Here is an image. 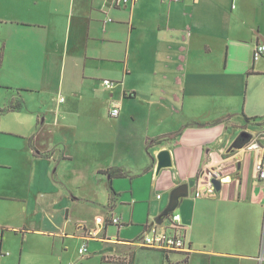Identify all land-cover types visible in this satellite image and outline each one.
<instances>
[{
    "label": "crops",
    "instance_id": "obj_1",
    "mask_svg": "<svg viewBox=\"0 0 264 264\" xmlns=\"http://www.w3.org/2000/svg\"><path fill=\"white\" fill-rule=\"evenodd\" d=\"M259 44H264V0H139L135 5L0 0V57L2 64L14 65L5 67L14 82L0 86L12 85L6 87L16 89L21 102L25 94L54 90L57 112L71 116L66 125L75 127L80 120L86 134L107 150L100 159L87 158L95 155L89 150L72 151L66 143H78L79 137L64 139L56 132L57 112L53 123L45 117L18 134L30 144V175L27 192L5 200L22 207L18 218H0L2 239L9 233L22 236L23 243L33 234L73 236L50 232L55 226L47 227L41 206L52 213L65 209L69 224L70 209L83 200L98 201L96 190L84 199L66 188L60 167L80 155L90 177L113 167L125 169L132 181L149 175L162 198L150 204L148 223L163 233H172L171 224L156 219L171 191L188 184L190 200H182L175 214L191 251L165 255L151 249L157 252L152 264H264V182L256 171L264 141L259 152L233 148L243 133H264V58L254 62ZM25 64L31 67H21ZM105 80L115 86L105 88ZM114 104L121 110L118 118L110 115ZM117 147L126 155H114ZM163 149L171 152L173 168L157 175V160L151 168L150 155L155 159ZM54 165L58 168L51 171ZM220 166L226 167L222 190L196 198L201 171ZM77 170L82 178L83 167L72 169V175L77 177ZM101 176L109 187V177ZM118 180H112L115 192ZM138 241L106 239L112 254H104L102 264L129 263L131 255L135 264Z\"/></svg>",
    "mask_w": 264,
    "mask_h": 264
},
{
    "label": "rangeland",
    "instance_id": "obj_2",
    "mask_svg": "<svg viewBox=\"0 0 264 264\" xmlns=\"http://www.w3.org/2000/svg\"><path fill=\"white\" fill-rule=\"evenodd\" d=\"M2 63L3 60L0 57V82L12 84L14 82L13 75H9L5 67L14 65ZM26 66L31 67V64L21 65V67ZM33 67L38 68V66ZM6 86L12 85L0 86V218L10 220L12 217L18 218L22 203L5 200L11 197L21 198L23 194L22 190L27 192L28 175H30L31 168V160L29 158L31 155H26L28 152L26 147H29L30 144L21 140L18 134L28 133L33 125L37 124L38 121L42 123L45 117L48 118L49 122L53 123L55 112H57V96L54 90L44 92L42 95L25 94L24 98H22L24 109L20 113L12 112L8 111L9 105L12 102L21 100L18 99L19 94L16 89ZM62 96L64 99H67L66 94ZM40 104H44V107L40 108ZM57 115L56 132L58 131L59 134L62 132L64 139L71 138V135L74 138L79 137L78 143H74L73 139V142L66 143L67 147L71 148L72 151L76 150L77 153L89 150L92 154H95L86 155L89 159H100L103 156L100 154L107 151L105 149L106 146L104 143L96 142L92 139L91 135L86 134L88 130L82 125L80 120L76 121L77 126L68 127L65 119L71 116H60L58 112ZM64 128L68 131H65L66 129ZM106 128L107 125L102 127V137L106 136ZM51 131L53 132L54 129H51ZM114 155L126 154L123 148L117 147L116 149L114 148ZM74 156L76 158L74 163L66 161L60 167V171L65 170L66 188L72 190L77 197L84 199H87L85 197L86 193H88L87 191H90V189L96 190L98 201L93 203L83 200L80 204L70 209L69 215L72 219L69 224H65L67 216L65 209L60 208V212L55 210V213H52L54 209L48 210L46 207L41 206L42 215L47 219V227L55 226L54 228L52 227V231L50 232L64 230L66 234L73 235L72 237L50 235V238H48V236L33 234L29 240L26 239V241L28 240L27 242L23 243L22 236H15L13 233H9L7 237L5 236L6 239L4 240L5 237L2 239V233L0 232V244L4 240L3 249L1 247L0 250L2 255L0 256V264H102L104 254H112L107 252L108 248L111 247L106 243V239L134 241L143 236L146 224L153 219L150 213V204L157 201V196L155 195L157 192L153 191L150 176L137 177L133 181L131 177L118 180L116 192L119 196L115 205L110 206L108 203V181L101 175L90 177L88 175V168L80 164V155ZM119 160L122 159L119 158ZM82 167L83 171L81 175L85 177L80 178L78 170L77 177H74L71 170ZM55 168L57 169L58 167L54 165L51 171H54ZM150 175L153 176V174ZM106 183L107 188L104 186ZM189 198L186 200H190ZM180 211L181 208L176 213H180ZM110 216L121 219L123 226L99 225V218L105 220L106 223ZM20 221L18 219L16 221L17 224ZM65 225L66 228L63 229ZM90 232L96 234V237H89L87 233ZM63 240H65V244H63ZM84 243L89 245L85 256L80 253V248ZM133 247H130V249L132 250ZM135 251V264H152V256L157 255V252L154 250L138 246L135 248ZM106 264L130 263L106 262Z\"/></svg>",
    "mask_w": 264,
    "mask_h": 264
},
{
    "label": "built area",
    "instance_id": "obj_3",
    "mask_svg": "<svg viewBox=\"0 0 264 264\" xmlns=\"http://www.w3.org/2000/svg\"><path fill=\"white\" fill-rule=\"evenodd\" d=\"M117 4L123 5H135L139 0H115ZM172 1H181V0H172ZM264 58V44H259L256 46L254 51V62L260 61ZM105 88L111 89L115 86L113 81L105 80L102 82ZM64 99H62V102ZM120 107L118 104H114L113 108L110 111V115L112 118H118L120 115ZM252 136V135H251ZM264 141V133L259 134L257 136L251 137L250 142L245 146V150L248 152H259L262 150V142ZM224 166H220L217 168H205L199 174V186L197 191L195 192L196 198L203 197H213L216 194L215 186L212 182L213 179L220 180L222 183L224 182ZM256 171L258 177L261 181L264 182V158H261L257 165ZM162 196L158 195L157 199H161ZM122 222L121 219H118L114 216H110L106 223L102 218L98 219V223L101 226H105L107 224L111 225H120ZM169 224H171V228L173 229L172 233L167 234L160 232L154 224H147L145 226V232L143 236L139 239V245L143 248L154 249L165 252H177L181 254H188L191 251V247L189 241L187 239V231L186 228L180 225V216L175 213L172 214L170 219L168 220ZM89 237H96V234L92 232L87 233ZM88 252V244L84 243L80 248L81 255L85 256Z\"/></svg>",
    "mask_w": 264,
    "mask_h": 264
},
{
    "label": "water",
    "instance_id": "obj_4",
    "mask_svg": "<svg viewBox=\"0 0 264 264\" xmlns=\"http://www.w3.org/2000/svg\"><path fill=\"white\" fill-rule=\"evenodd\" d=\"M241 136L247 137L248 135L247 133H243ZM156 160H157V165H156L157 175H159L162 170L173 168L171 152L167 149L161 150L156 155L155 162ZM212 182L216 188V191L220 192L223 188L222 182L217 179H213ZM189 195L190 194H189L188 184H181L175 189H173L169 195L168 205L160 216L163 217L164 219H167L171 214L175 213L178 210L182 200L188 198Z\"/></svg>",
    "mask_w": 264,
    "mask_h": 264
},
{
    "label": "trees",
    "instance_id": "obj_5",
    "mask_svg": "<svg viewBox=\"0 0 264 264\" xmlns=\"http://www.w3.org/2000/svg\"><path fill=\"white\" fill-rule=\"evenodd\" d=\"M23 107H24V103L17 100L15 102H12L9 105L8 109H9V111L11 110V111H16L17 112V111H21L23 109ZM2 112H4V111H2ZM247 135H248L247 137L240 136L236 140V142L234 143L233 148H239L240 149V148L246 146L250 142L251 137H252L248 133H247ZM162 141H164V140H160V141H158V143H161ZM150 157L152 158L151 168H153L154 167V163H155V159L151 155H150ZM99 174L106 175L111 180V182L109 184V195H110V197H109V205L110 206H114L116 201H117L118 195H117V193L114 191V189L112 187V180H114V179H125V178L129 177L128 172L125 169H123V168L113 167V168H109V169H107L105 171H101ZM111 208H113V207H111ZM171 216H172V214L167 219H164L163 217L159 216L156 219V222L163 223L165 220H169ZM108 225H111V224H107L106 226H108ZM115 226L122 227L123 224L115 225ZM160 252L164 253L165 255L170 254L169 252H165V251H160ZM111 262L123 263L124 261L119 259V260H114V261H111ZM129 263L133 264V255H131ZM168 264H170V263H168Z\"/></svg>",
    "mask_w": 264,
    "mask_h": 264
},
{
    "label": "bare ground",
    "instance_id": "obj_6",
    "mask_svg": "<svg viewBox=\"0 0 264 264\" xmlns=\"http://www.w3.org/2000/svg\"><path fill=\"white\" fill-rule=\"evenodd\" d=\"M243 148H245V146Z\"/></svg>",
    "mask_w": 264,
    "mask_h": 264
}]
</instances>
